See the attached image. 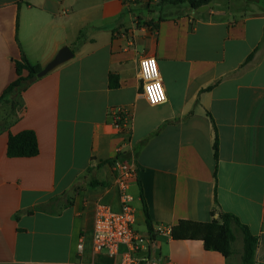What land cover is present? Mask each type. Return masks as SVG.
<instances>
[{
	"label": "crops",
	"instance_id": "obj_1",
	"mask_svg": "<svg viewBox=\"0 0 264 264\" xmlns=\"http://www.w3.org/2000/svg\"><path fill=\"white\" fill-rule=\"evenodd\" d=\"M182 3L0 0V97L22 56L42 69L61 48L73 53L0 102V264H118L92 238L99 204L121 210L120 157L136 167L127 189L145 228L136 232L149 236L142 200L154 229L200 224L194 240L156 235L161 264H242L235 225L228 258L209 248L217 234L206 226L222 214L256 238L253 264H264V0ZM145 57L167 103L142 95ZM118 110L128 115L119 129ZM22 131L38 154L8 158V136ZM92 179L107 186L90 189Z\"/></svg>",
	"mask_w": 264,
	"mask_h": 264
},
{
	"label": "built area",
	"instance_id": "obj_2",
	"mask_svg": "<svg viewBox=\"0 0 264 264\" xmlns=\"http://www.w3.org/2000/svg\"><path fill=\"white\" fill-rule=\"evenodd\" d=\"M154 59L145 57L139 61V77L142 83V95L150 106H153L147 97L145 91V79L142 72L141 61ZM155 60V59H154ZM156 62V60H155ZM157 65V62H156ZM158 68V65H157ZM157 80L154 77L148 80V84H153ZM164 89V88H163ZM163 104V103H161ZM157 104L155 106L161 105ZM115 126L119 129L124 126L128 120V115L123 110L113 112ZM113 168L116 173V180L121 190V210L113 211L106 205L99 204L95 211L92 245L95 253H106L113 258L120 256L118 264H161L162 259L157 254L155 240L149 236L139 234L134 230L135 212L132 207V196L127 192L128 183L136 176L135 165L123 159L118 158L113 162ZM157 235L170 236V228L158 227L155 229ZM83 248L82 242L77 245L80 253ZM3 264V263H2ZM15 264H56L50 262H21ZM74 264H84L82 262Z\"/></svg>",
	"mask_w": 264,
	"mask_h": 264
},
{
	"label": "trees",
	"instance_id": "obj_3",
	"mask_svg": "<svg viewBox=\"0 0 264 264\" xmlns=\"http://www.w3.org/2000/svg\"><path fill=\"white\" fill-rule=\"evenodd\" d=\"M184 0H178L180 3ZM213 0H185L190 8L198 9L203 5L210 3ZM173 3V2H171ZM41 70L40 66L31 65L24 56L16 62L15 72L16 80L10 84L0 97V102L5 101L7 97L21 93L35 79L36 74ZM24 73L26 75L24 76ZM214 159L217 160V145L213 146ZM38 154V144L35 134L32 131H22L16 135H9L6 148V156L8 158H31ZM107 183L99 182L92 179L89 183L90 189L105 188ZM142 197V195H141ZM142 208L145 216L146 229L149 237L155 239L156 231L153 228L151 219L148 214L146 204L142 200ZM237 226L243 234V254L242 264H253L254 254L256 249V238H254L248 229L240 224L237 218L230 214H222L218 219L212 220L207 224L206 229L208 234L216 233V239L209 245V248L222 254L225 258L230 255V244L234 240L231 231V226ZM200 224L192 221H180L176 226L171 228L170 237L173 240H194L198 236Z\"/></svg>",
	"mask_w": 264,
	"mask_h": 264
},
{
	"label": "clouds",
	"instance_id": "obj_4",
	"mask_svg": "<svg viewBox=\"0 0 264 264\" xmlns=\"http://www.w3.org/2000/svg\"><path fill=\"white\" fill-rule=\"evenodd\" d=\"M143 75L145 79V91L147 93V97L149 102L155 106L161 103H167V96L165 95L163 86H162V77L158 71L156 62L154 59L144 60L141 61ZM154 77L157 78L156 82L153 84H148L147 81L153 79Z\"/></svg>",
	"mask_w": 264,
	"mask_h": 264
},
{
	"label": "water",
	"instance_id": "obj_5",
	"mask_svg": "<svg viewBox=\"0 0 264 264\" xmlns=\"http://www.w3.org/2000/svg\"><path fill=\"white\" fill-rule=\"evenodd\" d=\"M209 6H212V4H209ZM208 6H201L200 8H198V10L200 9H207ZM73 57V53L71 52V50L68 47H63L61 48L56 55L54 56V58L48 62L35 76V78H41L43 76H45L46 74H48L50 71H52L53 69H55L56 67H58L59 65L69 61L70 59H72Z\"/></svg>",
	"mask_w": 264,
	"mask_h": 264
},
{
	"label": "rangeland",
	"instance_id": "obj_6",
	"mask_svg": "<svg viewBox=\"0 0 264 264\" xmlns=\"http://www.w3.org/2000/svg\"><path fill=\"white\" fill-rule=\"evenodd\" d=\"M170 2H173V3H175V2H178V0H170ZM180 8H182V10H188L189 9V5H188V3H182V4H180V5H178ZM167 8H169V10L170 11H175V9L176 8H173V6H171V7H169V6H167ZM165 8L164 7H162V6H159V5H156L155 6V10L157 11V14L158 13H162V14H165V10H164ZM134 12H135V14H136V11L134 10ZM157 17V16H156ZM2 114H4V112L2 111L1 112ZM136 202L134 203V204H132V206L133 207H136ZM137 213V220H136V223H135V225H134V228L135 229H137L138 231H142V232H144L145 231V228H144V226L140 223V217H141V215H140V206L138 205V212H136ZM236 236V243H235V247H236V245L238 244V239H237V235H235ZM239 242H240V240H239Z\"/></svg>",
	"mask_w": 264,
	"mask_h": 264
}]
</instances>
